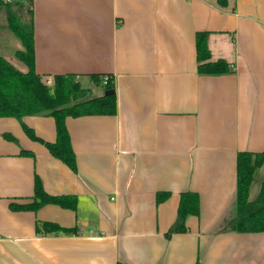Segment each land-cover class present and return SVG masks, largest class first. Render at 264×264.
Returning a JSON list of instances; mask_svg holds the SVG:
<instances>
[{
    "label": "crops",
    "instance_id": "crops-1",
    "mask_svg": "<svg viewBox=\"0 0 264 264\" xmlns=\"http://www.w3.org/2000/svg\"><path fill=\"white\" fill-rule=\"evenodd\" d=\"M26 7L35 72L72 74L95 96L104 89L88 76L108 75L116 113L65 119L74 172L22 129L52 143L51 117L0 118V264H264V233L219 231L233 211L237 153L264 152V0ZM8 13L0 4V55L25 72ZM202 32L208 61L224 60L232 72L198 74ZM35 176L49 195L74 196L75 208L12 211L10 203L31 201ZM263 179L264 165L250 199ZM159 192L169 197L157 202ZM184 192L197 194L199 214L186 218V232L166 237ZM42 222L76 233H38Z\"/></svg>",
    "mask_w": 264,
    "mask_h": 264
},
{
    "label": "trees",
    "instance_id": "trees-1",
    "mask_svg": "<svg viewBox=\"0 0 264 264\" xmlns=\"http://www.w3.org/2000/svg\"><path fill=\"white\" fill-rule=\"evenodd\" d=\"M18 0L5 4L8 9V26L18 38L22 49L15 52V57L25 65L21 72L0 55V118H13L21 122L27 116L51 117L55 125V141L43 142L32 129L21 123L24 133L32 140L43 144L48 152L63 162L73 172L76 169L75 157L70 138L65 127L67 117L78 118L88 115H114L116 113L115 94L91 95L89 88L83 87L72 74L54 75L51 85L47 78L37 74L34 69L33 20L26 2ZM220 5L225 0H218ZM197 72L201 75H223L232 72L224 60L210 62L206 46V33H197L195 38ZM95 86L104 91L113 90L112 79L108 75L92 74L88 76ZM107 77L105 85L102 79ZM22 154L27 152L22 151ZM264 165V152H238L236 155V196L232 213L220 226V232L264 233V179L255 198L250 199V187L256 171ZM168 193H157V202H163ZM52 204L61 208L74 209V196L49 195L43 189L41 180L35 176L33 197L28 203H10L12 211L35 212L41 207ZM199 199L196 193L180 194L176 217L167 232L172 234L187 231L185 221L188 216H198ZM38 233H76L75 228H63L52 222H42L36 226ZM197 264V263H196Z\"/></svg>",
    "mask_w": 264,
    "mask_h": 264
},
{
    "label": "built area",
    "instance_id": "built-area-1",
    "mask_svg": "<svg viewBox=\"0 0 264 264\" xmlns=\"http://www.w3.org/2000/svg\"><path fill=\"white\" fill-rule=\"evenodd\" d=\"M14 1H18V0H0V4H4V5H5V4H8V3H12V2H14ZM106 82H107V77H104V78L102 79V84L105 85ZM51 83H52L51 79H47V80H46V84H47L48 86H50Z\"/></svg>",
    "mask_w": 264,
    "mask_h": 264
},
{
    "label": "water",
    "instance_id": "water-1",
    "mask_svg": "<svg viewBox=\"0 0 264 264\" xmlns=\"http://www.w3.org/2000/svg\"><path fill=\"white\" fill-rule=\"evenodd\" d=\"M114 93V90H106L104 91V95H109V94H112Z\"/></svg>",
    "mask_w": 264,
    "mask_h": 264
},
{
    "label": "rangeland",
    "instance_id": "rangeland-1",
    "mask_svg": "<svg viewBox=\"0 0 264 264\" xmlns=\"http://www.w3.org/2000/svg\"><path fill=\"white\" fill-rule=\"evenodd\" d=\"M19 64H20V63H19ZM81 83H82V81H81ZM82 86H84L83 83H82ZM95 95H96V93L94 92V93H93V96H95ZM259 172H260V171H259ZM259 172L257 173V176H258ZM256 180H257V181L255 182V184H258V177L256 178Z\"/></svg>",
    "mask_w": 264,
    "mask_h": 264
}]
</instances>
